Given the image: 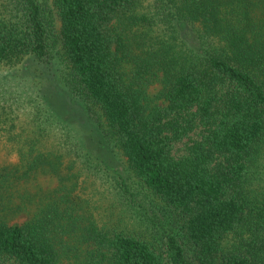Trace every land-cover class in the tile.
Here are the masks:
<instances>
[{
  "label": "trees",
  "instance_id": "obj_1",
  "mask_svg": "<svg viewBox=\"0 0 264 264\" xmlns=\"http://www.w3.org/2000/svg\"><path fill=\"white\" fill-rule=\"evenodd\" d=\"M43 1L17 0L0 18V63L51 62L56 34L70 78L39 106L67 120L70 105L84 102L104 120L140 183L167 207L169 229L152 243L104 225L74 159L42 123L19 124L2 104L0 212L15 208L19 187L38 174L54 176L62 198L29 222L0 219V264H75L56 248L79 222L75 212L99 263L264 264L256 219L264 210L248 182L256 159L264 161V0H48L49 9ZM151 15L166 35L134 27ZM159 71L165 104L151 108L130 74ZM195 130L199 137L183 143ZM115 184L128 193L121 178ZM238 234L241 247L224 246Z\"/></svg>",
  "mask_w": 264,
  "mask_h": 264
},
{
  "label": "rangeland",
  "instance_id": "obj_2",
  "mask_svg": "<svg viewBox=\"0 0 264 264\" xmlns=\"http://www.w3.org/2000/svg\"><path fill=\"white\" fill-rule=\"evenodd\" d=\"M46 1L48 0L43 1V5L49 9L51 3L46 4ZM16 2L17 0H0V18L6 14L7 10L13 9ZM151 17L153 19L151 24L145 17L134 27L148 29L154 35H166L167 31L163 30L164 26L160 24L159 19L155 15ZM189 32L193 34L192 31ZM176 35L181 38L179 34ZM57 40V35L54 34L53 43L57 47L52 52L55 59L51 62L38 65L33 58L29 57L16 67L0 63V106L6 105L8 115L14 117L19 124L35 125L38 128L42 123L49 133L48 140L57 142L62 153L65 156L69 154L68 158L74 159L76 171L84 175L82 180L87 181L86 193L92 199V211L96 219L102 220L107 227L119 226L122 230L155 243L169 229V211L162 200L140 183L117 140L108 132L105 121L99 122L93 119L87 112L88 107L84 102L70 105V118L67 120L65 118L69 114L63 119L58 118L51 106V111L49 106H39V103L43 104L45 100L47 101V92L50 88H54L53 84L58 88L66 89V79L70 78L69 69L62 54L63 50ZM130 75L132 80L129 82L135 89L138 91L141 89L144 92V98L151 108L157 105L164 106L165 100L161 94L165 84L161 71L159 74H152L149 78L142 76V78H135L133 72ZM97 112L96 115L100 117V111ZM199 133L200 130H195L183 140V143L197 139ZM99 141H102L104 147L99 144ZM181 146L180 144L178 147L181 148ZM101 147L109 160L108 166L103 156L99 154ZM106 166L113 172H108ZM118 177L126 184L128 195L124 191L119 192V188H116L115 183ZM248 182L252 189L250 194L256 195L264 210V161H261V156L256 159ZM58 188L59 181L54 176L48 173L36 175L30 182L19 187L14 200L15 208L6 206L0 212V219L9 225H20L29 222L33 216L35 219L41 217L48 207L61 201L62 192L60 193ZM83 193L85 190L81 185L76 194ZM72 216L79 222L74 226L75 228H70L68 234L61 235L63 246L56 247L57 250H63L66 261H73L75 264H104V260L98 262L97 246L86 241L87 238L82 230L84 223L80 219L81 214L75 212ZM256 219L264 224V214L257 216ZM246 231L247 229L244 230ZM239 236L238 234L229 237L224 242V246L227 245L230 249L241 247L242 242Z\"/></svg>",
  "mask_w": 264,
  "mask_h": 264
}]
</instances>
